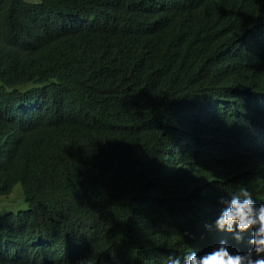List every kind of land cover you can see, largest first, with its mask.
<instances>
[{
    "label": "trees",
    "instance_id": "obj_1",
    "mask_svg": "<svg viewBox=\"0 0 264 264\" xmlns=\"http://www.w3.org/2000/svg\"><path fill=\"white\" fill-rule=\"evenodd\" d=\"M16 184L0 264L244 250L203 225L241 185L264 201V0H0V194Z\"/></svg>",
    "mask_w": 264,
    "mask_h": 264
},
{
    "label": "clouds",
    "instance_id": "obj_2",
    "mask_svg": "<svg viewBox=\"0 0 264 264\" xmlns=\"http://www.w3.org/2000/svg\"><path fill=\"white\" fill-rule=\"evenodd\" d=\"M219 209L203 228L229 234L244 250H234L226 238H220L209 249H195L163 255V264H264V201H257L244 185L218 197ZM189 237L191 233L185 232Z\"/></svg>",
    "mask_w": 264,
    "mask_h": 264
},
{
    "label": "rangeland",
    "instance_id": "obj_3",
    "mask_svg": "<svg viewBox=\"0 0 264 264\" xmlns=\"http://www.w3.org/2000/svg\"><path fill=\"white\" fill-rule=\"evenodd\" d=\"M31 2H38L39 0H26ZM22 197H20V195ZM27 208V203L23 199L22 191L19 184H16L11 192L6 195L0 194V215L11 212L17 213Z\"/></svg>",
    "mask_w": 264,
    "mask_h": 264
}]
</instances>
